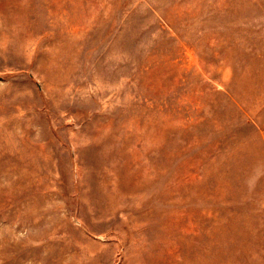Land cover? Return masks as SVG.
Segmentation results:
<instances>
[{"label": "rangeland", "instance_id": "374dc122", "mask_svg": "<svg viewBox=\"0 0 264 264\" xmlns=\"http://www.w3.org/2000/svg\"><path fill=\"white\" fill-rule=\"evenodd\" d=\"M0 264H264V0H0Z\"/></svg>", "mask_w": 264, "mask_h": 264}]
</instances>
